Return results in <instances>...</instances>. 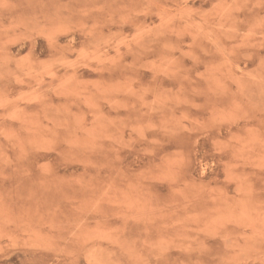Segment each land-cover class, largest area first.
Segmentation results:
<instances>
[{"label":"rangeland","instance_id":"374dc122","mask_svg":"<svg viewBox=\"0 0 264 264\" xmlns=\"http://www.w3.org/2000/svg\"><path fill=\"white\" fill-rule=\"evenodd\" d=\"M0 264H264V0H0Z\"/></svg>","mask_w":264,"mask_h":264}]
</instances>
